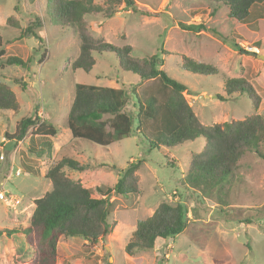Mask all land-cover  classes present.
<instances>
[{"label":"rangeland","instance_id":"374dc122","mask_svg":"<svg viewBox=\"0 0 264 264\" xmlns=\"http://www.w3.org/2000/svg\"><path fill=\"white\" fill-rule=\"evenodd\" d=\"M134 1V9L122 7L111 18H87L93 35L116 47L130 45L139 58L157 56L158 68L186 86L184 96L204 125L244 120L253 114L264 118V19H254L247 27L230 18L226 7L212 14L208 0ZM37 18L43 22L37 30L43 44L35 37L21 36ZM190 25L204 28L187 29ZM0 38L5 58L30 61L29 72L0 62V83L14 91L20 104L17 112L0 110V187L21 201L18 205L0 201V264H31L32 249L18 232L30 224L34 201L52 190L44 177L51 164L47 153L38 156L28 145L33 129L23 142L7 137L22 119L34 115L36 105L39 117L60 131L52 138L57 144L53 162L67 155L90 165L84 172H72L73 177L87 182L94 198L104 196L96 183L104 192L111 190L112 220L117 224L97 245L81 238H61L56 264H264V160L247 153L229 197L219 202L215 190L201 193L183 180L192 153L203 151L204 138L173 149L149 148L136 134L106 147L75 139L66 124L77 85L127 89L139 82V76L122 70L114 53L96 55L89 73L73 69L80 38L73 27L50 21L46 0H0ZM184 57L212 64L219 73L187 71ZM241 77L261 98L257 110L248 95L225 92V80ZM17 79L27 84L25 90ZM144 88L138 87V92L142 94ZM140 161L141 193L115 195L112 189L122 171ZM162 202L183 203L189 211L188 228L175 238L158 239L152 250L129 256L125 247L137 222L150 217Z\"/></svg>","mask_w":264,"mask_h":264},{"label":"trees","instance_id":"16d2710c","mask_svg":"<svg viewBox=\"0 0 264 264\" xmlns=\"http://www.w3.org/2000/svg\"><path fill=\"white\" fill-rule=\"evenodd\" d=\"M212 14L220 8H228V15L243 25L264 19V0H208ZM124 8L135 7L134 0H105L97 4L95 0H46L47 15L57 26H71L78 34L81 46L78 57L72 63L75 70L89 73L96 65V55L114 53L119 66L126 72L138 75L140 80L127 89L77 85L71 106L67 128L75 139L87 140L95 145L110 146L116 142L138 135L149 148L165 147L173 149L183 144L204 138L203 151L192 153L190 164L184 174L186 186L201 193L216 191V198L224 202L229 197L230 187L235 183L240 161L247 153H254L264 160V118L253 114L244 120H232L221 124L204 125L195 114L184 96L186 86L170 78L158 68L157 56L139 58L133 47H116L93 35L87 18H111ZM13 17L8 22L11 23ZM43 22L37 18L29 23L22 37H35L43 44L44 37L37 33ZM187 29H196L187 26ZM204 27H197L200 30ZM3 40L0 38V62L30 71V61L17 56L5 58ZM183 68L201 75H215L219 69L212 64L201 63L184 57ZM23 90L27 84L15 80ZM144 86L142 94L138 87ZM228 95L246 94L255 110L261 103L253 85L245 78L225 80ZM129 104L131 107H129ZM20 104L14 91L0 83V110L19 111ZM39 105L34 115L22 119L10 141L23 142L28 131L30 150L38 156L47 153L52 158L54 142L59 128L38 115ZM45 155V154H44ZM142 161L131 162L122 171L112 191L115 195H138V170ZM90 165L64 155L52 162L45 173L52 190L34 201L35 209L30 224L20 229L33 253L31 264H56L58 243L61 238H81L89 245H97L110 236L116 222L112 220L113 202L110 191L96 190L104 196L93 197V190L87 188L72 172H84ZM27 173H32L27 170ZM40 174V173H39ZM189 211L183 203L162 202L154 213L137 222L130 241L125 247L129 256L138 251L152 250L158 239H170L182 234L189 225ZM245 222V221H244ZM251 224L252 221H246ZM8 231V230H6ZM9 233H12L9 231ZM110 264V263H108Z\"/></svg>","mask_w":264,"mask_h":264},{"label":"built area","instance_id":"2783aa9c","mask_svg":"<svg viewBox=\"0 0 264 264\" xmlns=\"http://www.w3.org/2000/svg\"><path fill=\"white\" fill-rule=\"evenodd\" d=\"M0 201L1 202H7V203H11L13 205H18L21 203V201L16 200V197L10 193L9 191H7L4 186L0 187Z\"/></svg>","mask_w":264,"mask_h":264},{"label":"crops","instance_id":"0c3cea01","mask_svg":"<svg viewBox=\"0 0 264 264\" xmlns=\"http://www.w3.org/2000/svg\"><path fill=\"white\" fill-rule=\"evenodd\" d=\"M245 26H247V24H245ZM247 27H248V26H247ZM111 145H112V144H111ZM56 146H57V144L54 142V147L56 148ZM55 153H56V152H55ZM66 156H67V155H66ZM54 160H56V156H52V158H49V159H48V161L51 162V163H52ZM42 161H43V160H41L40 163H41ZM40 175H43L42 172L40 173ZM44 175H45V174H44ZM72 177H73V173H72ZM79 180H81V182L83 183V185H84L85 187L87 186L88 188H91V189H92V187H90L89 184H86L87 182H85L82 178H79ZM96 184H98V185H99L98 187L101 188V185H100L99 183H96ZM115 199H116V198H115ZM112 200H113V199H112Z\"/></svg>","mask_w":264,"mask_h":264}]
</instances>
